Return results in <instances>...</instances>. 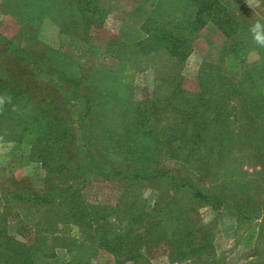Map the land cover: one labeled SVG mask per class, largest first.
Returning a JSON list of instances; mask_svg holds the SVG:
<instances>
[{
  "label": "rangeland",
  "instance_id": "374dc122",
  "mask_svg": "<svg viewBox=\"0 0 264 264\" xmlns=\"http://www.w3.org/2000/svg\"><path fill=\"white\" fill-rule=\"evenodd\" d=\"M241 1L244 6L235 2L225 4L226 16L237 23L229 24L236 27L231 36L225 35L213 22H208L189 36L191 49L184 51L187 53L185 57L176 58L167 51L147 53L139 49L142 47L140 43L145 35L144 30L148 27L145 22L157 20L161 24L165 17L157 15L150 5L151 0H0V74H8L3 67L14 59L18 62L14 63L16 68H23L25 74L29 72L32 78L34 75L35 81L41 85L42 95L54 86L61 87L64 100L61 111L66 115L71 130L78 133L76 149L81 162L88 163L92 146L85 143L82 135L80 117L85 110V100L80 95L75 96L70 88L73 82L79 83L80 92L84 91L93 103L107 106L106 111L113 113L112 118L116 122L107 121L103 127L93 124V127L107 132L104 135L113 136L129 132L127 129L131 126L128 123L133 118L134 108L146 98L156 95L157 87L164 96L175 89L176 82H179L189 98L180 97L178 102L185 109L195 105L196 110L188 111L189 114L177 112L169 125L183 126L178 116L182 117L185 113L190 126L188 131L183 128L186 130L184 136L191 138L197 131L194 132V128L199 127L200 141L193 147L183 144L173 150L165 146L151 164L157 172L176 175L205 189L207 193L218 194L224 190L231 198L257 206V216L247 219L238 218L236 212L228 207L214 209L209 204H197L198 230L201 233L205 231L213 242V247L208 248V255L203 254L201 258L175 260L172 246L162 240L145 249L139 248L138 244L136 251L142 256L138 260L126 259L100 248L92 259V256H85L86 262L264 264V47L256 45L249 33L251 24L257 20L264 22V2ZM172 3L162 1L164 10L172 12V16L180 22L186 20L191 8L184 5L180 8ZM239 38L243 40L239 42L240 46L235 44ZM124 46H128V49ZM134 46L135 51L131 52ZM236 46L240 49L239 53ZM80 59L82 67L91 71L86 81L81 80L78 71ZM228 89L234 91L231 96H225ZM34 93L36 91L31 99H26L24 113L21 112L24 105L21 110L7 106L0 111V227L7 223L8 235L27 245L31 244L38 229L45 231L49 224L52 225L49 222L50 213L43 207L24 212L25 206H16L13 201L8 206L1 198L8 189L41 192L53 164L50 162L47 166L36 161L26 138L14 140L16 135L20 136L23 132L37 134L32 131L33 128L28 129L34 120L32 116H36L39 105H43L37 98L42 96ZM246 98H254L260 106L252 124L248 123L246 112H243ZM52 115L54 113L49 117ZM30 118L32 121L27 123ZM165 122L161 121V126ZM220 131L229 137V141H233L232 145L226 141L227 145L222 148L217 146L214 135ZM40 144H44V139ZM147 145L151 148L150 141L146 139L136 147L138 151H143ZM149 147L147 151L150 153ZM117 151L116 148L112 149L115 152L112 157L117 155ZM132 158V154L128 155L130 161ZM90 177H94V180L82 189L87 202L113 207L121 197L128 199V202L136 199V205L145 207L146 214L150 211L147 218L151 221V215L156 213L154 207L158 194L149 184L143 183L137 187L123 178H98V173ZM75 182L81 181L67 183ZM167 183L164 177L161 188H166ZM127 184H133L135 196L138 194V197L130 195ZM172 193L173 189L166 198L178 202H186L189 196L186 192L173 196ZM252 211H249L251 216L254 215ZM25 213L30 219L25 218ZM111 220L116 222L118 232L125 233L127 225L123 219ZM27 223L31 226H26ZM252 227H256L259 234L254 237V244H247L245 236ZM134 228L136 232L139 227L135 225ZM79 230L76 225L60 223L56 226L55 234H69L81 239L83 234ZM135 244L130 243L126 247L133 249ZM1 253L0 264H10L11 261H4L8 254ZM55 259L62 263L68 261L70 256L65 248L56 246ZM47 260L40 258L35 264H44Z\"/></svg>",
  "mask_w": 264,
  "mask_h": 264
},
{
  "label": "trees",
  "instance_id": "16d2710c",
  "mask_svg": "<svg viewBox=\"0 0 264 264\" xmlns=\"http://www.w3.org/2000/svg\"><path fill=\"white\" fill-rule=\"evenodd\" d=\"M162 1L164 0H151L150 5L154 8L153 10L157 11V15H165V17L161 24L157 20H153L152 23L150 20L145 22L148 27L144 30L145 35L140 43L142 47L139 49H143L147 53L159 50L167 51L176 58L185 57L187 53L184 51L191 49L189 47L191 34L201 30L208 22H213L225 35L231 36L236 27H231L229 24L231 22V24L237 23L231 17L226 16L225 4L235 2L244 6L241 0H168L177 7L183 8L181 6L184 5L191 8L187 19L180 22L175 16H172V12L164 10ZM261 1L264 2V0ZM241 41L243 40L239 38V40H235V44L238 45ZM124 47L128 49V46ZM135 48L136 46L132 47L131 52L135 51ZM14 63L18 62L14 59L8 61L7 65L3 67L8 70V74L4 76L0 74V94L6 93L12 97L11 103H6L4 108L13 106L21 110L24 105L21 110L24 113L23 110L27 106L26 99H31L34 91H36L34 94L37 96H42L37 98H40V103L43 104L39 105L38 114L32 116L34 119L32 126L28 127V129L33 128L32 131H36L37 134L32 135L33 133H30L29 135L23 132L20 136L16 135L14 140L18 138V141H21L26 138L31 145V155L37 159L36 161H41L47 166L50 162L53 164L45 181L46 186L41 192L31 189H8L1 200L7 205L13 201L16 206H18L17 204L25 206L24 212H30L32 209L40 210V207H43L50 213L49 222L52 225L49 224V228L45 231L38 229L31 244L27 245L8 235L7 223H4L6 225L0 227V257H2L1 251L8 254L7 258L4 259L5 262L35 264L40 258L46 260L50 258L44 264H90L89 261L86 262L85 256H92V259L93 254H96L100 248H105L117 256H124L126 259L138 260L142 258L140 253L136 251L138 244L139 248L145 249V247L148 248L162 240L168 241L172 246L175 260H181L184 257L201 258L203 254L208 255V248L213 247V242L205 231L201 233L202 231L199 232L200 230H198L196 222L197 204H209L214 209L231 208L236 212L238 218L253 219L254 216H257L256 205L249 206V203L235 197L231 198L224 190L218 194L207 193L205 189L196 187L190 181H185L176 175L157 172L151 164L157 153L165 146L173 150L183 144L193 147L197 141H200L199 127L194 128V132L196 129L197 131L192 134L191 138L184 136L190 126L186 122L185 113L182 117L178 116L183 126H181L182 124L178 126L169 125L172 122V116H175L177 112L189 114L196 110L195 105L185 109L186 107H182L181 103L178 102L180 97L189 98L187 97L189 94L180 87L179 82H176L175 89H172L167 95L164 94V96L158 91L160 87H157L156 95L153 94L146 98L142 104L134 108L133 118L128 123L131 126L127 129L129 132L126 131V133L115 136L104 135L107 132H103L102 128L93 127L95 123L103 127L107 121L116 122L112 118L113 113L106 111L107 106L103 107L99 103H93L92 99L83 93L84 91L80 92L79 83L73 82L70 88L74 91L75 96L80 95L85 100V110L80 117L82 120L80 127L86 140L85 143L92 146L88 154L89 161L86 163L79 160V151L76 149L78 133L71 130L66 115L62 114L61 111L64 104L61 87L54 86L52 90L42 95L40 93L41 85L35 81L34 75L32 78L29 72L25 74L24 69L16 68ZM81 63L80 59L77 65L78 71L81 80L86 81L91 71L84 69ZM80 88L82 87L80 86ZM233 92V89H228L225 96H231ZM253 93L255 94V91ZM104 103L107 105L106 101ZM259 108L260 106L254 98L246 100L243 112H246L248 123L255 122V114L258 113ZM52 113L54 115L49 117ZM105 114H108L106 118L103 117ZM202 114L205 115L204 111ZM215 119H217L216 116ZM163 120L166 122L165 125L161 126ZM29 121L32 119H27V123ZM44 123H47L45 130L42 128ZM164 126L165 129H163ZM184 127L186 130H183ZM43 139L44 144L41 145ZM146 139L151 144V148L147 145L151 149L150 153L147 151V146H144L143 151H138L136 147L138 143ZM214 139L217 141V146L221 148L227 145L226 141L230 145L233 144V141H229V137L225 134L222 135L221 131L216 136L214 135ZM110 144H112L111 147H109ZM113 148L118 150L114 157H112L115 153L112 152ZM137 151L139 153L134 157ZM131 154L133 158L130 161L128 155ZM97 173L100 176L98 178L106 180L123 178L127 179L129 183H134L137 187L142 186L143 183L149 184L158 194L154 207L156 213L151 215V221L149 222L147 218L150 211L146 214L145 207L136 205V199L128 202V199L125 200L124 197H121L113 207L87 202L82 189L94 180V177L90 176ZM164 177H166L168 185L166 188H161L160 183L164 182ZM77 179L81 182L67 183L73 180L78 181ZM127 185L130 186V195L138 197V194L135 196L133 184ZM168 188L170 190L167 191ZM172 189V196L176 193H188L186 202L166 198ZM124 204L125 207L122 208ZM250 209H253L252 214L254 215L252 216L249 213ZM25 218L30 219L26 213ZM111 218H116L117 221L121 219L125 221L127 225L125 233L117 231L116 222L112 221ZM60 223L76 225L80 228L79 231L83 234V238L80 239L69 234H55L56 226ZM27 225L31 226L29 223ZM135 225L139 227V232H135ZM258 231L256 227L247 231L245 236L247 244L255 243L254 237L259 234ZM130 243H136V246L133 249H127L126 245ZM56 246L65 248L70 256L68 261L61 263L55 259ZM51 258L54 260L51 261Z\"/></svg>",
  "mask_w": 264,
  "mask_h": 264
},
{
  "label": "clouds",
  "instance_id": "9594fccd",
  "mask_svg": "<svg viewBox=\"0 0 264 264\" xmlns=\"http://www.w3.org/2000/svg\"><path fill=\"white\" fill-rule=\"evenodd\" d=\"M249 33L253 42L259 47H264V22L257 20L249 27ZM12 97L8 94H0V111L3 110L6 103H11Z\"/></svg>",
  "mask_w": 264,
  "mask_h": 264
}]
</instances>
